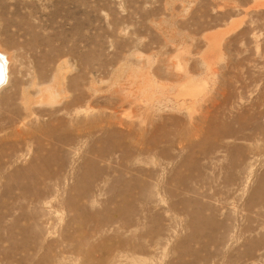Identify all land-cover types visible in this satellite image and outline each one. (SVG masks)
Wrapping results in <instances>:
<instances>
[{
  "label": "rangeland",
  "instance_id": "obj_1",
  "mask_svg": "<svg viewBox=\"0 0 264 264\" xmlns=\"http://www.w3.org/2000/svg\"><path fill=\"white\" fill-rule=\"evenodd\" d=\"M0 51V264H264V0H0Z\"/></svg>",
  "mask_w": 264,
  "mask_h": 264
},
{
  "label": "bare ground",
  "instance_id": "obj_2",
  "mask_svg": "<svg viewBox=\"0 0 264 264\" xmlns=\"http://www.w3.org/2000/svg\"><path fill=\"white\" fill-rule=\"evenodd\" d=\"M9 57L7 56V54L3 53L0 51V66L4 65V69H5V77L3 82L0 84V91L3 89L4 86L8 85L9 81H10V74H9ZM11 64V63H10ZM3 68V67H2ZM44 89V88H43ZM158 242V241H157ZM158 244V243H157ZM157 249V247H156ZM153 256V255H152ZM114 258V257H113Z\"/></svg>",
  "mask_w": 264,
  "mask_h": 264
},
{
  "label": "water",
  "instance_id": "obj_3",
  "mask_svg": "<svg viewBox=\"0 0 264 264\" xmlns=\"http://www.w3.org/2000/svg\"><path fill=\"white\" fill-rule=\"evenodd\" d=\"M0 70H1V66H0ZM1 73V72H0Z\"/></svg>",
  "mask_w": 264,
  "mask_h": 264
}]
</instances>
